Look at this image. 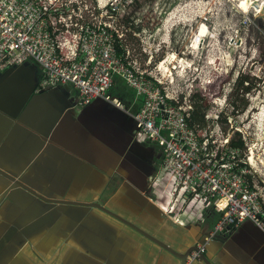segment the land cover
<instances>
[{
	"label": "crops",
	"instance_id": "0c3cea01",
	"mask_svg": "<svg viewBox=\"0 0 264 264\" xmlns=\"http://www.w3.org/2000/svg\"><path fill=\"white\" fill-rule=\"evenodd\" d=\"M41 75L30 57L0 70L1 168L52 198L99 202L177 251L211 230L209 207L201 217L177 223L180 232L156 231L160 208L151 177L162 167L163 150L137 138L132 114L141 103L129 85L123 81L132 89L128 96L109 95L122 99L123 108L103 98L78 106L71 83L41 89ZM138 141L152 146L145 150ZM9 187L0 175V264H179L172 253L103 210L46 203L20 187L11 189L15 196L5 195ZM146 191L153 205L139 196ZM204 255L210 264H264V232L243 220L216 234ZM187 264L207 263L196 257Z\"/></svg>",
	"mask_w": 264,
	"mask_h": 264
},
{
	"label": "built area",
	"instance_id": "2783aa9c",
	"mask_svg": "<svg viewBox=\"0 0 264 264\" xmlns=\"http://www.w3.org/2000/svg\"><path fill=\"white\" fill-rule=\"evenodd\" d=\"M91 1L0 0V70L33 58L42 71L38 88L71 83L78 106L103 98L123 108L107 91L115 77L129 85L141 103L132 114L137 138L154 141L163 150L162 167L151 177L154 203L179 224L200 216L206 207L219 214L189 258L199 257L213 236L230 232L243 220L264 232V167L259 166V154L253 148L244 154L232 143L221 129V111L205 112L203 124L193 121L189 94L183 100L172 94L149 70L152 56L141 62L114 12L105 7L96 14ZM129 33L139 37L135 30Z\"/></svg>",
	"mask_w": 264,
	"mask_h": 264
},
{
	"label": "rangeland",
	"instance_id": "374dc122",
	"mask_svg": "<svg viewBox=\"0 0 264 264\" xmlns=\"http://www.w3.org/2000/svg\"><path fill=\"white\" fill-rule=\"evenodd\" d=\"M91 4L96 14L105 7L114 12L118 28L126 32L141 62L152 56L149 70L172 94L181 100L189 94L199 112L219 110L229 116L230 122L228 118L219 122L222 131L233 141L243 140L244 154L253 148L264 167V116L259 115L264 110V0H93ZM257 5L263 10L258 12ZM103 20L113 22L109 16ZM130 24L131 30H126ZM132 30L138 32L137 39L131 38ZM239 73L253 77L249 91L233 86ZM129 90L115 77L107 95L128 96ZM138 142L145 150L152 146ZM255 174L262 176L257 170ZM164 214L156 213L157 232L183 230ZM212 219L208 214L206 220Z\"/></svg>",
	"mask_w": 264,
	"mask_h": 264
},
{
	"label": "water",
	"instance_id": "95a60500",
	"mask_svg": "<svg viewBox=\"0 0 264 264\" xmlns=\"http://www.w3.org/2000/svg\"><path fill=\"white\" fill-rule=\"evenodd\" d=\"M0 175L6 178L10 182V187L6 191L5 195L10 192L9 194H13L15 196V193H17L16 190H11L14 187H20L27 193L31 194L32 196L36 197L37 199L46 202V203H57V204H68V205H83V206H95L108 214L114 216L115 218L121 220L122 222L126 223L129 225L131 228L148 238L149 240L155 242L162 248L166 249L170 253H172L174 256H176L179 259V264H187V260L189 258V254L193 250H197V243L190 245L187 247L184 251H177L173 247H171L169 244L166 242L162 241L155 235L151 234L150 232L146 231L145 229L141 228L140 226L136 225L135 223L123 218L120 214L114 212L113 210L105 207L104 205H101L98 202L91 201V202H82V201H77V200H69V199H63V198H52L50 196H47L43 194L42 192L34 189L32 186L28 185L23 179H19L16 174H13L11 172H8L7 170L3 169L0 167ZM215 238V236L212 237V239ZM204 240H200V242H203ZM202 258L203 261H205L207 264H210L208 258L204 255V252L200 254L199 256Z\"/></svg>",
	"mask_w": 264,
	"mask_h": 264
},
{
	"label": "trees",
	"instance_id": "16d2710c",
	"mask_svg": "<svg viewBox=\"0 0 264 264\" xmlns=\"http://www.w3.org/2000/svg\"><path fill=\"white\" fill-rule=\"evenodd\" d=\"M133 27H136V26L133 25ZM136 28L139 29L138 27H136ZM252 79H253V77H251L247 74L239 73L236 76V78L234 79L233 86L235 87L236 90L243 89L245 91H249L253 87ZM233 111H235V110H233ZM204 113H205L204 111L199 112V110L196 109L194 106V110L192 113L193 121L198 122L200 124H203L204 123ZM222 120L224 122L226 121L225 116L222 117ZM232 143L235 145H239L241 147L243 146V140L241 138H238L236 141H233ZM207 208H209V207H207ZM209 215H210V217H213V219H212L213 222L211 221L212 224L217 220V218L219 216L218 212H216L213 208H212V213H210Z\"/></svg>",
	"mask_w": 264,
	"mask_h": 264
},
{
	"label": "flooded vegetation",
	"instance_id": "af4514ba",
	"mask_svg": "<svg viewBox=\"0 0 264 264\" xmlns=\"http://www.w3.org/2000/svg\"><path fill=\"white\" fill-rule=\"evenodd\" d=\"M148 192L146 191L145 193H144V195L146 196H143L142 194L141 195H139L144 201H149V203L150 204H152V202L149 200V198H148V194H147ZM99 203V202H98ZM55 204H57V203H55ZM101 204V203H100ZM102 205V204H101ZM153 205V204H152ZM93 207H95V206H93ZM106 207V206H105ZM97 208V207H96ZM99 209V208H98ZM101 210V209H100ZM105 212V211H104ZM117 213V212H116ZM121 215V214H120ZM123 218H125V219H127V220H129V221H131V222H133V223H135L136 225H138V226H140L139 224H137L136 222H134L133 220H131V219H129V218H127V217H125V216H123V215H121ZM114 217V216H113ZM115 218V217H114ZM117 219V218H116ZM117 221H119V222H121V223H123V224H125L126 226H128L130 229H132V230H134L133 228H131L129 225H127L126 223H124V222H122L121 220H119V219H117ZM209 223L211 222V221H208ZM141 228H143L142 226H140ZM143 229H145V228H143ZM146 230V229H145ZM134 231H136V230H134ZM146 231H148V230H146ZM149 232V231H148ZM207 234H208V232H207ZM207 234H205L202 238H201V240H204L205 239V237H206V235ZM212 240V238L210 239V241ZM209 241V242H210ZM208 242V243H209ZM196 243V242H195ZM195 243H193V244H195ZM207 243V244H208ZM192 245V244H191Z\"/></svg>",
	"mask_w": 264,
	"mask_h": 264
},
{
	"label": "bare ground",
	"instance_id": "6f19581e",
	"mask_svg": "<svg viewBox=\"0 0 264 264\" xmlns=\"http://www.w3.org/2000/svg\"><path fill=\"white\" fill-rule=\"evenodd\" d=\"M256 7H258L259 8V10H258V12H260L261 10H263L262 9V7H260L259 5H257ZM169 15V14H168ZM173 19H174V17H173ZM172 60H175V58H176V56L175 55H172ZM261 111V110H260ZM260 118L262 117V116H264V110H262L261 112H260Z\"/></svg>",
	"mask_w": 264,
	"mask_h": 264
}]
</instances>
